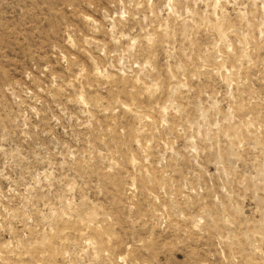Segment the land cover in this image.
<instances>
[{
    "label": "rangeland",
    "instance_id": "1",
    "mask_svg": "<svg viewBox=\"0 0 264 264\" xmlns=\"http://www.w3.org/2000/svg\"><path fill=\"white\" fill-rule=\"evenodd\" d=\"M0 264H264V0H0Z\"/></svg>",
    "mask_w": 264,
    "mask_h": 264
}]
</instances>
